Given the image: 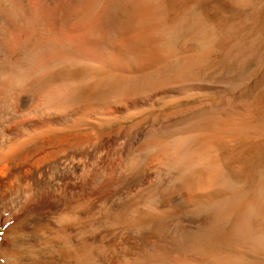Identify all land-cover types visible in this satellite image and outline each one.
I'll return each mask as SVG.
<instances>
[{
	"label": "bare ground",
	"instance_id": "6f19581e",
	"mask_svg": "<svg viewBox=\"0 0 264 264\" xmlns=\"http://www.w3.org/2000/svg\"><path fill=\"white\" fill-rule=\"evenodd\" d=\"M263 60L264 0H0V264H264Z\"/></svg>",
	"mask_w": 264,
	"mask_h": 264
},
{
	"label": "rangeland",
	"instance_id": "374dc122",
	"mask_svg": "<svg viewBox=\"0 0 264 264\" xmlns=\"http://www.w3.org/2000/svg\"><path fill=\"white\" fill-rule=\"evenodd\" d=\"M264 61V60H263ZM228 62V61H227ZM230 62H228V63H226L225 64V62H221V61H219V62H217V63H215L213 66H212V72H213V75L215 76V77H219V79H223V81H227V82H231V80H232V82H235L234 80H236V81H238V79H237V77L236 76H234L233 75V78H232V74H230V73H232V68H234V67H236L235 66V64L234 63H230ZM252 66H253V68H252ZM263 66H264V63H263ZM262 66V68H264ZM255 67H256V64L255 63H251L248 67H247V69L249 68V70H255ZM220 70H221V72H220ZM224 70H227L228 72H229V74H226V75H224L223 74V71ZM222 73V74H221ZM230 76V77H229ZM246 77V76H245ZM234 79V80H233ZM230 80V81H229ZM243 81H245V80H242L241 82H243ZM213 97H211V96H200V97H196V98H193V99H190V100H184V101H181V103H199V102H201V101H205V100H210V99H212ZM186 101V102H185Z\"/></svg>",
	"mask_w": 264,
	"mask_h": 264
}]
</instances>
